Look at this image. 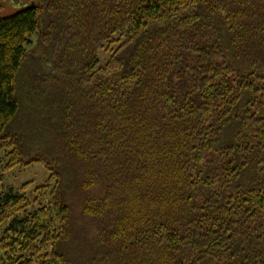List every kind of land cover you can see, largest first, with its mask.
<instances>
[{
	"label": "trees",
	"instance_id": "trees-1",
	"mask_svg": "<svg viewBox=\"0 0 264 264\" xmlns=\"http://www.w3.org/2000/svg\"><path fill=\"white\" fill-rule=\"evenodd\" d=\"M30 1L0 154L48 176L0 178V264H264V0Z\"/></svg>",
	"mask_w": 264,
	"mask_h": 264
},
{
	"label": "rangeland",
	"instance_id": "rangeland-1",
	"mask_svg": "<svg viewBox=\"0 0 264 264\" xmlns=\"http://www.w3.org/2000/svg\"><path fill=\"white\" fill-rule=\"evenodd\" d=\"M17 1V0H16ZM31 3L30 0H18L15 3V0H0V17H6L12 15L19 11V9L25 5ZM31 43L27 46V49L30 50L35 41L36 36L33 35L30 37ZM109 57L107 53H101V62L104 63ZM5 164V155L4 153L0 154V178L2 181V187L5 191L12 190L25 194L31 200L35 199L34 188L42 185L46 180L48 174L44 169L43 164H35L28 166L26 168L15 167L9 171H4L3 167ZM26 184L25 189H21L23 185ZM50 190V188L48 189ZM38 199V198H36ZM40 201L43 203L47 202V197H39ZM36 205L31 209H34Z\"/></svg>",
	"mask_w": 264,
	"mask_h": 264
},
{
	"label": "crops",
	"instance_id": "crops-1",
	"mask_svg": "<svg viewBox=\"0 0 264 264\" xmlns=\"http://www.w3.org/2000/svg\"><path fill=\"white\" fill-rule=\"evenodd\" d=\"M18 1V0H17ZM17 1L15 0V3H17Z\"/></svg>",
	"mask_w": 264,
	"mask_h": 264
}]
</instances>
